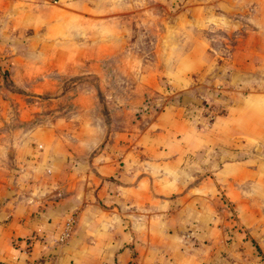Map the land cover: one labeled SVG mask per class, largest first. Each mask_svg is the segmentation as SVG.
<instances>
[{"label": "crops", "instance_id": "crops-1", "mask_svg": "<svg viewBox=\"0 0 264 264\" xmlns=\"http://www.w3.org/2000/svg\"><path fill=\"white\" fill-rule=\"evenodd\" d=\"M126 1L0 0V264H264V87L229 92L207 122L186 108L185 73L167 86L149 78L158 98L93 150L74 142L92 129L65 119L8 127L24 118L31 81L119 35ZM178 12L197 72L223 59L264 77V0H186Z\"/></svg>", "mask_w": 264, "mask_h": 264}, {"label": "rangeland", "instance_id": "rangeland-1", "mask_svg": "<svg viewBox=\"0 0 264 264\" xmlns=\"http://www.w3.org/2000/svg\"><path fill=\"white\" fill-rule=\"evenodd\" d=\"M183 1L186 0L126 1L133 7L120 13L119 35L115 37L109 31L101 43L87 45V58L51 69L46 79L31 81L37 89L21 98L27 107L24 118L16 117L8 127L36 126L48 117L51 121L65 119L76 132L92 129L87 132L90 139L74 142L78 148L93 150L103 146L109 132L129 130L147 109L145 105L158 98L160 89L152 93L146 90L149 78L152 82L164 81L167 86L172 77L185 73L183 82L190 85L186 108L207 122L224 111L229 92L240 96L252 88H263V76L232 71L228 60L216 59L204 73L194 69L199 61L191 57L193 29L187 24L182 27L177 20ZM202 1L210 4V0ZM200 32L207 36L220 33L209 28ZM219 46L223 47L209 43L202 48L214 53ZM77 52L83 53V47L78 45ZM2 70L0 80L8 75L7 68L0 64ZM176 97L179 96L169 99ZM8 161L13 163L12 156ZM14 170L9 167L6 176L13 177ZM185 238L192 241L194 237Z\"/></svg>", "mask_w": 264, "mask_h": 264}, {"label": "built area", "instance_id": "built-area-1", "mask_svg": "<svg viewBox=\"0 0 264 264\" xmlns=\"http://www.w3.org/2000/svg\"><path fill=\"white\" fill-rule=\"evenodd\" d=\"M73 224H74V221L72 218H69L66 221L63 231L61 235L58 237V242H62L69 237L70 232L72 231Z\"/></svg>", "mask_w": 264, "mask_h": 264}, {"label": "trees", "instance_id": "trees-1", "mask_svg": "<svg viewBox=\"0 0 264 264\" xmlns=\"http://www.w3.org/2000/svg\"><path fill=\"white\" fill-rule=\"evenodd\" d=\"M0 72H2V73H3V70H2V71H0Z\"/></svg>", "mask_w": 264, "mask_h": 264}]
</instances>
